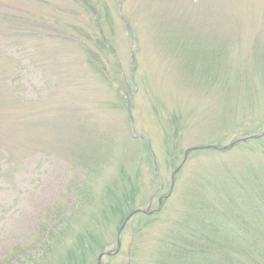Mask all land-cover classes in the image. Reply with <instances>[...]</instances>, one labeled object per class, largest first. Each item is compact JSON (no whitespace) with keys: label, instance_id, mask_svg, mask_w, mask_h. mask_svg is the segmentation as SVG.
<instances>
[{"label":"rangeland","instance_id":"1","mask_svg":"<svg viewBox=\"0 0 264 264\" xmlns=\"http://www.w3.org/2000/svg\"><path fill=\"white\" fill-rule=\"evenodd\" d=\"M90 1L0 0V259L36 237L12 264L77 258L87 220L130 191L128 216L156 213L132 218L103 264L155 260L198 170L224 179L247 153L230 146L264 137V0ZM174 27L202 30L188 35V69ZM124 218L102 226L106 252ZM64 228L70 247L44 258L41 236Z\"/></svg>","mask_w":264,"mask_h":264},{"label":"trees","instance_id":"2","mask_svg":"<svg viewBox=\"0 0 264 264\" xmlns=\"http://www.w3.org/2000/svg\"><path fill=\"white\" fill-rule=\"evenodd\" d=\"M86 3L92 4L90 0H86ZM93 11L100 15L96 9ZM226 16L223 14V17L227 19L229 16ZM124 18L126 19V16ZM127 21L129 26L126 29L132 35L131 22ZM176 22V20H172L173 25ZM230 22L232 21L227 19L226 25ZM201 31L196 27L190 28L189 31L174 27L171 31L169 44L175 43V45L184 46V52H177L184 53L178 59L181 65L187 69L188 35ZM129 37L131 38L130 35ZM179 39L183 42L181 43ZM97 47L102 49V45L98 42ZM200 47L197 44V48ZM255 47L264 49V44ZM104 48L107 50L106 44ZM173 52L176 54V51ZM200 54L206 56L205 53ZM91 61L94 64L103 63L102 67L107 69L108 64L98 53L91 57ZM135 64L136 62L133 61L134 73L136 71ZM249 138H245V142H241V144L237 142V146H230L231 148L236 146L235 149L247 153L237 156V162L233 159L236 166L227 175L225 174L224 179L216 178L208 169L201 168L194 179L189 181L188 213L184 215L178 232L170 231L168 236H165L167 240L160 246L157 245L158 248L153 252V257L156 256V259L146 262V264H264V137L256 141L258 144L250 141ZM214 147L210 148L216 149L218 152L233 150L228 147ZM220 149L225 151H220ZM207 150L210 149L207 148ZM155 166L157 168L156 164ZM80 190L85 194L86 189ZM130 193L131 191L123 192V195L116 192L109 194L110 200L106 204L107 208L87 220V225L84 227L78 244V257L70 256L71 259L65 261L66 264H94L90 262V258L88 259V255L92 253L88 248L93 250L94 257L97 253L99 255L106 253L107 246L102 241L103 236L102 239L100 238L102 234L99 232L103 230L102 226L104 228L108 222H111L113 216L120 219L125 216L122 220L125 222L128 217L127 213L134 206H129L132 201ZM84 196L86 197L84 201L92 204L91 191ZM47 218H49L48 215ZM42 226L49 227V223H42L40 227ZM62 230V232L57 231L52 235L41 236L46 237L44 243L40 244V249L45 245L44 258L47 259L51 253L61 255L70 247L69 245L72 243L69 239L70 232L65 228ZM41 231H39V235ZM34 236L22 248L20 247L0 259V264H12L13 261L23 257L21 256L23 252L34 242L36 238ZM86 242L89 245H86ZM21 264L29 263L25 259Z\"/></svg>","mask_w":264,"mask_h":264},{"label":"water","instance_id":"3","mask_svg":"<svg viewBox=\"0 0 264 264\" xmlns=\"http://www.w3.org/2000/svg\"><path fill=\"white\" fill-rule=\"evenodd\" d=\"M147 210H138L136 211L135 213H133L129 218L128 220L126 221V223L124 224L123 228L126 226V224L131 220L132 217H134L135 215L139 214V213H146ZM119 240H121V233H120V237H119ZM121 246V241H119V247ZM113 255L112 253H108V254H104L102 255L100 258H99V264H102V261L104 258L108 257V256H111Z\"/></svg>","mask_w":264,"mask_h":264}]
</instances>
